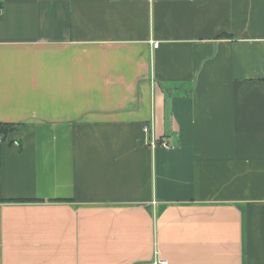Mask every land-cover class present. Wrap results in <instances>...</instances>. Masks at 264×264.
I'll return each mask as SVG.
<instances>
[{"label": "crops", "instance_id": "crops-1", "mask_svg": "<svg viewBox=\"0 0 264 264\" xmlns=\"http://www.w3.org/2000/svg\"><path fill=\"white\" fill-rule=\"evenodd\" d=\"M0 123V264H264V0H0Z\"/></svg>", "mask_w": 264, "mask_h": 264}, {"label": "built area", "instance_id": "built-area-1", "mask_svg": "<svg viewBox=\"0 0 264 264\" xmlns=\"http://www.w3.org/2000/svg\"><path fill=\"white\" fill-rule=\"evenodd\" d=\"M155 45H158V43H154ZM145 131L147 133H151V130H150V127L149 125H145ZM1 138V136H0ZM149 145L155 149L156 147L158 146H162V147H165V148H170L172 147L171 144L169 143V141L162 137V138H157L155 137L153 134H150V137H149ZM152 264H169L168 260L164 259V258H161L158 254V252L156 253V257L155 259L153 260Z\"/></svg>", "mask_w": 264, "mask_h": 264}, {"label": "trees", "instance_id": "trees-1", "mask_svg": "<svg viewBox=\"0 0 264 264\" xmlns=\"http://www.w3.org/2000/svg\"><path fill=\"white\" fill-rule=\"evenodd\" d=\"M21 126H13L11 124L0 123V136L1 138L7 137L8 133L19 129ZM19 202H26L27 200H18Z\"/></svg>", "mask_w": 264, "mask_h": 264}]
</instances>
